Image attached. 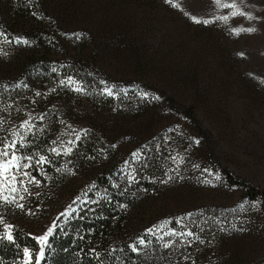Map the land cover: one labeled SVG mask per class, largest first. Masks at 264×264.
I'll return each mask as SVG.
<instances>
[{
	"label": "rangeland",
	"instance_id": "rangeland-1",
	"mask_svg": "<svg viewBox=\"0 0 264 264\" xmlns=\"http://www.w3.org/2000/svg\"><path fill=\"white\" fill-rule=\"evenodd\" d=\"M38 1L63 30L78 37L77 58L112 79L102 83L107 89L111 84L129 82L134 84L127 85L126 93L143 84L149 97H155L151 94L157 91L165 92L176 106L194 101L195 89L178 79L179 71L195 63V50L201 42L188 36L169 14L131 0ZM129 39H136L138 51L129 50ZM205 40L211 42L212 37ZM6 43L0 39V65L5 63L2 55ZM205 75L201 78L211 83ZM83 93L80 85L75 86L69 105H64L56 93H49L50 101L41 107L24 99L18 110L11 102L0 103V165L11 162L8 171L0 174V244L8 241L3 238L6 225H11V235L18 231L35 239V247H24L20 256L0 264H25L26 259L36 264L46 245H41L38 238L48 236L49 229L66 225L77 206L95 203L87 196L78 200L72 197L82 183L89 181V172L82 173L79 167L70 165L62 172L64 177L51 179V162L32 164L25 149L20 148V143L29 142L32 128L49 133L61 158L79 148L90 155L105 153V149L80 142L84 136L100 135L108 129L105 144L116 155L120 169L133 183L148 187L141 200L142 230L125 240L143 250L151 244L161 252L167 250L161 257L163 264H264V199H250L243 187L225 183L210 164V147L199 130L161 99L136 120H117L98 108L101 102L81 99ZM240 100L234 89L224 90L215 84L208 96L204 94L196 101L195 109L211 131L215 163L227 166L264 191V114L258 113L249 124L237 126L235 135H229L230 129L219 121L226 115L232 117L233 106ZM156 159V167L151 168ZM187 160L196 166L183 167ZM91 188L89 195H97L94 186ZM25 249L30 257L24 256Z\"/></svg>",
	"mask_w": 264,
	"mask_h": 264
},
{
	"label": "trees",
	"instance_id": "trees-1",
	"mask_svg": "<svg viewBox=\"0 0 264 264\" xmlns=\"http://www.w3.org/2000/svg\"><path fill=\"white\" fill-rule=\"evenodd\" d=\"M131 1L142 4L146 9L164 11L188 36L201 42L195 50L198 52L193 60L195 63H189L186 69L179 71V82L195 89L192 103L176 106L165 92L154 91L151 95L155 97H149L143 84L137 85V89L133 88L135 91L129 93L125 89L134 83L124 82L121 86L111 84L109 89L104 87L102 83L112 79L100 73L94 65L85 64L77 58L76 52L80 48L78 37L63 30L58 20L38 0H0V39L3 43L7 42L2 55L5 63L0 65V103L11 102L12 107L18 110L24 99L34 107H41L45 101H50L49 93H56L61 96L64 105H69L73 88L80 85L84 89L81 99L86 98L88 103L101 102L98 108H103L114 119L136 120L155 107L158 99L164 100L168 107L199 130L208 142L210 164L226 184L243 187L246 197L250 199H264L262 189L227 166L215 163L211 131L203 125V116L195 109L196 101L204 94L208 96L210 88L217 84L224 90L234 89L241 97L233 106L232 117L226 115L221 120L218 118L225 128L230 129L229 135L236 134L234 129L237 126L249 124L252 116L264 114V0H235L240 10L254 18L229 16L227 22L214 18L229 15L232 9H218L213 0H179L182 10L171 7L165 0ZM224 2L231 3L232 0ZM184 11L213 22L193 23L184 15ZM237 28H255V31L236 35L232 30ZM208 37H212L211 42L205 40ZM134 41L137 42L136 39L127 40L126 46L136 52L139 48ZM179 61L177 59L176 64ZM184 70L187 73L181 75ZM204 75L212 82L203 80L201 77ZM109 91L111 94H108ZM130 93L133 94L130 96ZM76 99L78 103L82 102ZM218 127L221 130L223 126ZM37 129H31L29 142L25 140L20 143V148L25 149L32 164L40 163V159L51 162L54 171L51 179L64 177L62 172L70 165L79 167L82 173L93 174L87 175L89 181L82 183L72 197H76V200L86 196L95 199L93 205L77 206L66 225L52 229L39 264H163L161 257L167 250L161 252L156 244L143 250V247L131 245L125 240L142 230L139 221L141 200L145 197L144 189L148 187L145 186L147 184L133 183L128 173L120 169L115 161L116 155L105 144L108 129L100 135L84 136L83 142H80L88 147L105 149V153L97 151L90 155L84 148H79L72 149L71 154L63 158L56 153L49 133L43 130L38 132ZM262 154L264 157V149ZM148 163H142L139 169ZM157 163L156 159L151 168H155ZM195 166L189 160L183 165L187 169ZM92 186L97 195H89ZM12 237V241L0 244V261L20 256V249L24 247H35V239L28 234L16 231ZM108 239L111 242L107 243ZM94 241H98L99 245Z\"/></svg>",
	"mask_w": 264,
	"mask_h": 264
},
{
	"label": "snow or ice",
	"instance_id": "snow-or-ice-1",
	"mask_svg": "<svg viewBox=\"0 0 264 264\" xmlns=\"http://www.w3.org/2000/svg\"><path fill=\"white\" fill-rule=\"evenodd\" d=\"M166 3H168L171 7L173 8H177V9H181L182 10V5L179 3V0H165ZM213 3L216 5V7L219 8H229L232 9V11L229 13V15H225V16H220V17H216L214 19H220L223 20L224 22H227L229 19V16H244L247 19H253L254 17L250 14V13H245L242 10L239 9V6L236 4L235 0H232L231 3H226L224 2V0H213ZM184 15L188 16L193 23H197V24H209L212 23L213 20H207V19H202L199 17H196L194 15H191L190 13H188L187 11H184ZM234 34L239 35L241 32H253L255 31V28H237V29H233L232 30ZM17 42H22V43H28V41H21L18 40ZM242 55V54H241ZM69 83H71V80H69ZM77 91H80L79 88L76 89ZM108 94H111V92L109 91ZM8 147H11V145H9ZM3 155H8L7 152L2 153ZM16 157L13 156L12 160L15 161ZM44 161L41 160V163H43ZM11 166V162L7 163V164H2L0 165V174H2L3 172H7L8 168ZM51 234V229H49V233ZM3 238L7 239L8 241H12L13 237L11 235V225H6L5 226V232L3 235ZM39 243H41V245H44L47 242V235L39 237L38 238ZM43 255V248H41V252H40V256ZM24 256L30 257V253L27 249L24 250ZM40 256L36 257V264H39V259ZM25 264H29V261L26 259Z\"/></svg>",
	"mask_w": 264,
	"mask_h": 264
}]
</instances>
